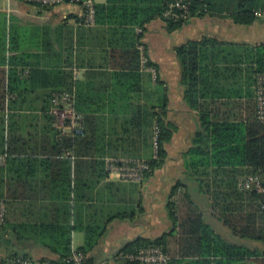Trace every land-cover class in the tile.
Masks as SVG:
<instances>
[{
  "label": "trees",
  "instance_id": "trees-1",
  "mask_svg": "<svg viewBox=\"0 0 264 264\" xmlns=\"http://www.w3.org/2000/svg\"><path fill=\"white\" fill-rule=\"evenodd\" d=\"M86 1L64 0V4L78 3L84 7V16L78 20L80 37L76 45L80 48L83 43L91 47L83 55L87 56L91 68L87 71V81L76 80L73 69H41L31 61L36 60V56L30 54L10 57L8 86L5 84L6 71H2L1 81L0 69V112L5 113L7 105L12 111L8 118L11 130L7 140L6 119L3 114L0 117V155L7 156L6 165L1 166V175L7 174L8 177L7 191H1L0 195L7 205L6 222L0 227V248L8 251L10 260L20 256L33 258L24 250L26 247L21 249L14 244L15 240L22 243L39 239L42 248L51 253L48 259L56 263L66 260L76 250L87 256L88 264H95L88 254L105 229L87 227L85 246L74 249L72 245V234L81 227L82 193L92 191L109 177L108 159L149 161L151 171L146 180L164 164L166 144L171 141L173 130L156 108L142 99L146 71L143 70L139 46L144 44V32L153 20L160 19L170 31H176L195 16L226 14L237 24L250 25L258 19L257 11L264 12V0H185L191 4V17L175 20L166 17L165 13L176 0H106L95 3L96 24L88 25ZM138 29L143 32L139 33ZM5 39L6 32L3 41ZM74 42V29L71 28L69 65L76 54ZM214 42L208 38L189 41L176 49L182 65L185 100L199 112L201 125L195 146L189 153V168L198 179L201 191L209 196L217 217L232 233L264 245V195L256 189L240 187L241 179L249 175H262L264 181V121L257 116L256 94L250 96L246 107L242 102L219 100L230 94L228 89L221 90L216 86L217 81L212 76L217 71L206 65L208 47ZM2 51V62L7 63L4 43ZM76 56L81 59L79 67H84L82 53L79 51ZM253 60L256 68L248 73L254 74L252 83L256 88L259 76L264 75V46H260ZM96 65L104 69L96 70ZM148 65L153 67L150 59ZM226 70L235 77L239 72L237 67ZM49 79L54 82L45 86ZM35 90L45 91L41 102L29 99L28 93ZM64 91L74 94L76 110L84 117L81 134H63L55 127L51 114L52 99L56 93ZM9 95L16 96L8 100ZM243 106L246 116L244 112L236 113ZM39 110L44 121L42 129L40 133L36 130L30 134L26 128L39 120L37 114L27 112ZM101 113L108 116L99 115ZM155 127L161 131L158 157L155 158L153 149L151 157L145 158L141 147H152ZM71 158H77L75 177ZM41 173L43 176H39ZM179 187L180 184L173 189L168 203L173 229L159 238H140L127 244L118 254L119 258L137 253L142 248L157 246L171 257L172 264H182L185 259L196 260L188 264H254L252 258L258 264H264V251L230 244L216 234L205 222L202 212L193 205L188 192L179 193L178 201H175ZM17 189H34L37 194L18 195ZM40 193L42 196L38 195ZM15 200H30L43 204V207L47 205L48 212L52 213L49 219L24 225L25 232H22L23 226L15 224L8 215L9 202ZM131 216L124 213L119 218ZM23 233L30 235L23 236ZM7 234H11L10 238H6ZM44 259L47 258L39 260ZM120 260L124 264H140ZM9 264L12 263L9 261Z\"/></svg>",
  "mask_w": 264,
  "mask_h": 264
},
{
  "label": "crops",
  "instance_id": "crops-1",
  "mask_svg": "<svg viewBox=\"0 0 264 264\" xmlns=\"http://www.w3.org/2000/svg\"><path fill=\"white\" fill-rule=\"evenodd\" d=\"M94 3H104L106 0H92ZM84 7L78 3L63 4L61 6L44 9L30 3L28 0H0V38H1V81L2 71H6V85L9 84L10 57L18 54H30L36 56L31 60L33 64L41 69H55L58 67L68 70L73 69L74 77L78 81H87L88 65L87 56H83L91 50L90 45L80 48L76 43L79 39L78 20L84 16ZM224 15V16H223ZM212 14L203 17H192L183 28L170 31L167 24L160 20H153L144 32L142 45L139 46L141 55L145 51L147 57L152 61L158 76L154 78L152 73L143 74L144 92L143 101L155 107L162 115L167 126L173 130V137L166 144V158L162 166L158 167L153 174L142 184L123 182L116 173H110L109 177L100 182L92 191H84V199L80 203L81 227L72 234V245L74 249L83 247L87 241L86 228L96 227L105 229L104 234L97 240L95 246L89 251L95 264L105 261L106 264H124L118 254L129 243L140 238L155 239L169 233L174 223L169 215L168 203L173 189L180 184L179 193L184 195L188 192L193 205L203 214L207 224L211 226L216 234L230 244L264 251V245L255 240L236 237L231 229L226 226L214 211L211 200L207 194L201 191L198 179L189 168L191 160L190 151L195 146L197 134L201 131L200 116L197 110L192 109L185 100V89L182 84V65L178 58L176 49L189 41H202L204 39L215 40L208 47L209 58L206 65L217 73H213L212 79L217 81L216 86L221 90H227L228 97H220V101H238L246 103L250 96L256 94L253 85L254 74L248 73L255 70L256 64L253 56L256 55L260 46H264V12H256L258 19L250 24H237L226 14ZM64 27L62 29L61 27ZM71 28L74 29L75 57L72 65L68 64V37ZM140 29H138L139 32ZM142 30V29H141ZM189 31L187 38H181L178 42H171L169 36L178 32ZM6 32V39L3 41ZM143 32V31H142ZM141 33V32H139ZM87 39V38H86ZM88 40V39H87ZM84 40L83 42H87ZM3 43L6 46L5 55L7 63H3ZM88 44V42L86 43ZM144 47V50L141 48ZM79 51L82 53L84 67H79L81 59L77 58ZM148 51V54H147ZM85 58V59H84ZM29 61V62H31ZM40 62V63H37ZM142 62V57H141ZM96 67V68H95ZM96 70L104 69L96 65ZM238 75L226 73L227 68H236ZM22 68V66H19ZM29 69V68H27ZM109 71V69H106ZM144 70V69H143ZM227 71V70H226ZM99 81L98 79L96 82ZM51 85L54 80L45 81ZM52 82V83H51ZM49 92V90H47ZM45 91L38 90L28 93L30 100L42 101ZM226 92V93H227ZM16 95H9L8 100ZM106 98V96L104 97ZM106 101V100H103ZM244 106L236 113L243 114ZM254 108V107H253ZM12 112V111H11ZM8 105L5 113V138L10 135V123ZM20 111H17L19 113ZM38 115V123L26 128L30 134L37 131L40 133L43 126L42 112L28 111ZM98 115V114H97ZM108 116V114H99ZM98 115V116H99ZM246 116V113L244 114ZM245 118V117H244ZM37 130V131H36ZM19 133H22L20 131ZM152 147H141L143 157L149 158L154 149ZM8 146H5L7 149ZM6 155H0V195L6 192L8 182L7 174L1 175V166L6 165ZM72 162L73 177H75L76 159ZM14 167H18L17 165ZM12 176H15L13 171ZM39 176H43L41 173ZM251 176V175H249ZM260 176L263 179L262 175ZM247 177V176H246ZM245 177H243L241 182ZM4 183V185H1ZM243 189V188H242ZM18 195L35 196L34 189H17ZM42 196V193L38 194ZM85 195L87 198H85ZM41 203L30 200L10 201L8 215L15 224L24 225L36 223L42 219H49L52 211L47 210ZM48 212V213H47ZM128 213L131 217L119 218V215ZM24 235H30L23 233ZM7 234L6 238H10ZM14 244L26 250L34 259L48 258L51 256L49 250L42 248L39 239H28L22 243L15 240ZM7 254L8 251L6 250ZM8 255L2 257L1 264H9ZM254 264L259 262L254 261ZM195 259H185L182 264H188Z\"/></svg>",
  "mask_w": 264,
  "mask_h": 264
},
{
  "label": "built area",
  "instance_id": "built-area-1",
  "mask_svg": "<svg viewBox=\"0 0 264 264\" xmlns=\"http://www.w3.org/2000/svg\"><path fill=\"white\" fill-rule=\"evenodd\" d=\"M30 3L43 7H58L64 4V0H28ZM79 1V0H76ZM86 8V24H96L95 3L87 0L84 4ZM179 10V12L177 11ZM166 17L175 20L189 19L191 17V4L185 0H176L172 3L165 13ZM139 32H142L140 29ZM144 50V47L141 48ZM149 58L143 51L142 66L147 72L152 73L157 78L158 73L155 67H151ZM257 116L259 120L264 121V75L259 76L256 87ZM51 114L54 118L55 127L63 134L75 133L81 134L84 131V117L76 110V99L73 93L64 91L56 93L52 99ZM159 127H155L154 149L155 158L158 157L160 147ZM70 154L69 152L67 153ZM108 170L110 173H116L123 182L143 183L146 180L148 172L151 171V164L146 160H128V159H108ZM241 186L244 190L256 189L264 195V181L260 176H247ZM178 201V195L174 197ZM7 218V205L5 200L0 199V227L3 226ZM120 258L140 264H172L171 257L166 254L161 247L152 246L140 249L137 253L131 255H121ZM12 264H88L87 256L76 250L66 260L56 263L51 259L38 260L29 257L20 256L13 260L8 259ZM96 264H106L105 261Z\"/></svg>",
  "mask_w": 264,
  "mask_h": 264
},
{
  "label": "rangeland",
  "instance_id": "rangeland-1",
  "mask_svg": "<svg viewBox=\"0 0 264 264\" xmlns=\"http://www.w3.org/2000/svg\"><path fill=\"white\" fill-rule=\"evenodd\" d=\"M188 33H190V32L187 31V30H184V32H178V33H176L174 35H171V36H169L170 41L171 42H178V40L181 39V38H187L188 37ZM7 255L8 254H7L6 250H4V249L1 250V248H0V264H1L2 257L7 256Z\"/></svg>",
  "mask_w": 264,
  "mask_h": 264
}]
</instances>
